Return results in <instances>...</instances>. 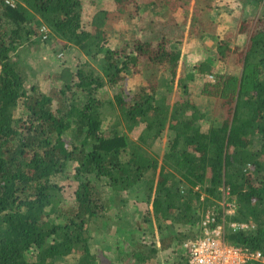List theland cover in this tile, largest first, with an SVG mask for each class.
<instances>
[{
	"label": "trees",
	"instance_id": "obj_1",
	"mask_svg": "<svg viewBox=\"0 0 264 264\" xmlns=\"http://www.w3.org/2000/svg\"><path fill=\"white\" fill-rule=\"evenodd\" d=\"M8 1L0 0V264H57L58 258L62 264H98L89 222L102 220L122 191L154 172L148 194L157 219L199 221L190 235L164 236L161 248L200 235L202 216L197 219L196 212L213 209L211 197L232 196L238 208L230 219L224 215L226 239L264 253V0H254L257 19L238 24L250 32L240 73L217 69L210 57L196 66L200 74L215 76L202 92L226 111L205 131L198 123L206 112L189 91L193 73L180 77L178 67L183 24L191 36L200 29L202 39L218 33L222 20L212 14L217 7L211 0H111L94 10L88 28L82 0ZM138 11L147 20L154 16L160 29L153 35L131 31V24H141L134 20ZM120 20L130 22L128 29L116 48L109 47ZM43 26L47 31L41 32ZM41 42L53 53L56 44L65 51L77 48L99 67L84 59L81 66L40 77L31 60ZM231 46L229 38L217 53L228 60ZM165 75L167 85L160 81ZM129 78L135 87L125 98ZM177 80L179 96L171 105L165 98ZM135 129L137 139L130 136ZM165 133L173 136L160 162L147 147ZM60 175L76 183L69 212L60 208L65 194L54 180ZM230 220L256 227L235 230ZM134 255L138 261L151 257L143 250Z\"/></svg>",
	"mask_w": 264,
	"mask_h": 264
},
{
	"label": "rangeland",
	"instance_id": "obj_2",
	"mask_svg": "<svg viewBox=\"0 0 264 264\" xmlns=\"http://www.w3.org/2000/svg\"><path fill=\"white\" fill-rule=\"evenodd\" d=\"M83 1V18L84 24L86 27H89V21L91 15L93 14L96 8H103L109 4L108 1L111 0H82ZM144 1V0H142ZM210 1V0H209ZM210 3L217 7V9L212 10V14L216 15V18H220L222 21L217 22L219 24L218 33L215 37L208 33L205 35V38H201V31L197 29L192 33L191 36L189 32V25H182L184 29V38H181V48L183 49L182 59L180 60V66L178 67V74L181 76L186 75L187 73H193V77L188 78L189 91L193 101L200 107L202 111L206 112V117L199 121L200 128L202 130H207L212 122L215 120V116H221L222 113H226L225 110H221L220 105L215 102V99L210 97V95H205L202 92V86L206 81L213 82L216 78L207 77L206 75L200 74L196 66L201 62L205 61L206 58H212V63L214 67L219 68L221 71L226 67L230 73L235 74L240 73V66L242 64V57L245 54V51L249 48V39L250 32L247 28H238V24L247 23L251 24L254 19L259 17V6L254 3V0H211ZM210 6V4H208ZM132 10L134 7L132 6ZM155 17L152 16L147 20V13L142 11V13H137V17L134 18L135 21L140 22L138 26L136 23L131 24V31L139 33L140 35H153L155 31H158L160 28L154 26L153 24L157 23L158 20H154ZM134 21V22H135ZM153 21V23L151 22ZM129 21H119L115 24V29L120 31L117 33L109 42L106 43L107 46L116 48L122 41L120 39L122 31L128 29ZM159 25V22H158ZM160 26V25H159ZM212 30V29H211ZM241 30V31H240ZM243 31V32H242ZM205 33V34H207ZM136 34V35H139ZM231 39L232 46L228 51H230V57L226 60L224 57L220 56L217 53V45L221 42H226L227 39ZM54 44H56L54 42ZM35 45V44H34ZM23 46L20 51L23 52ZM56 47L59 49L57 52L53 53L50 48L45 47L41 42L37 46H34V51L36 52L35 58L32 59L31 63L38 70L40 77L44 76L48 72H56L61 70L64 66L74 65L81 66L80 63L82 60L86 59L90 66L99 67L98 61L92 59L86 54H83L77 48L72 50L60 49L62 46L56 44ZM230 58L234 60H230ZM30 60V58H29ZM230 60V62H229ZM222 65V66H221ZM50 73V74H51ZM129 78L127 83V88L122 93L126 98H129L128 93L133 90L135 85L134 81ZM160 79V78H159ZM170 76H163L160 81L164 84H168ZM178 80L176 81L175 88L172 92L168 93V97L165 98L171 105L174 103L176 98L179 96L177 91ZM165 93V92H161ZM109 96H112L111 89L108 91ZM224 103V102H223ZM214 106H216L214 108ZM113 121V120H112ZM108 122H111L108 118ZM138 129H135L130 134L131 137L137 139ZM171 133H165L161 138H159L152 149L147 147L148 151L153 153L155 157H158L160 162L163 159V155L166 152L169 146ZM259 144V139L256 138L254 142V147H257ZM250 166V164L248 165ZM158 171L156 173V179L153 182L156 184L158 180ZM155 177L154 173H148L144 181L140 185L129 191H122L120 195L117 196L115 205L108 207L106 214L102 220H91L89 222L90 232L93 234L91 237L92 250L96 251L98 256H100V262L98 264H179L183 261L187 262L184 249L180 244L175 243L167 249H159L162 247V240L164 236H170L173 232L180 233L183 235H190L198 229V222L195 225L188 224H178L176 221L171 219L159 221L155 216L151 201L149 199L150 190L148 186ZM253 178V176H252ZM54 180L61 184L65 194L64 202L61 204L60 208L63 211L69 212L72 209L74 203V191L76 188V183L72 182L70 179L60 175L54 177ZM149 190V191H148ZM120 196L127 198L126 202L120 200ZM206 198V194L203 193V201ZM208 198V197H207ZM218 204H215L213 209L216 213L219 214V210L223 211L220 216L224 218L228 214V218L232 215L237 214L238 204L232 196L229 198L222 197L220 200H215L210 198ZM210 199L205 200V206L210 205ZM114 200V201H115ZM204 210L199 209L196 212V218L200 220V217L203 215ZM52 215V214H51ZM66 217V215H64ZM57 217V215H53ZM57 220H60L59 218ZM227 221L231 226V222ZM249 227L244 230H253L256 226L253 224V221L247 222ZM99 225H101L99 227ZM235 229V228H234ZM236 230V229H235ZM156 248V254H150L148 252L149 248ZM138 250L146 251L147 256H151L145 261H138L135 257V252ZM162 253H161V252ZM65 260L63 258L57 259V264H62ZM188 263V262H187Z\"/></svg>",
	"mask_w": 264,
	"mask_h": 264
},
{
	"label": "built area",
	"instance_id": "obj_3",
	"mask_svg": "<svg viewBox=\"0 0 264 264\" xmlns=\"http://www.w3.org/2000/svg\"><path fill=\"white\" fill-rule=\"evenodd\" d=\"M8 2H13L9 0ZM47 31L43 26L41 32ZM219 214L214 209L204 210L200 228L202 233L189 238L182 243V248L188 256L189 264H251L264 263V253L259 249H252L244 245L229 243L226 239V221L219 220ZM235 229H246L247 222H233Z\"/></svg>",
	"mask_w": 264,
	"mask_h": 264
},
{
	"label": "crops",
	"instance_id": "obj_4",
	"mask_svg": "<svg viewBox=\"0 0 264 264\" xmlns=\"http://www.w3.org/2000/svg\"><path fill=\"white\" fill-rule=\"evenodd\" d=\"M224 198H225V196H224ZM159 249H163V248H159ZM185 251V250H184ZM161 252V251H160ZM162 253V252H161ZM185 256H187V254H186V252H185V254H184ZM188 257V256H187ZM188 260V259H187ZM189 263V262H188Z\"/></svg>",
	"mask_w": 264,
	"mask_h": 264
}]
</instances>
